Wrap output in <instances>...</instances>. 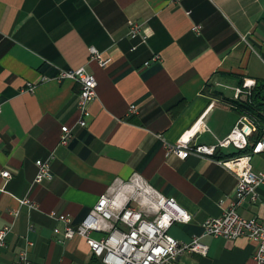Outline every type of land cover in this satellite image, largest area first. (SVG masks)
I'll return each mask as SVG.
<instances>
[{
	"label": "crops",
	"instance_id": "obj_1",
	"mask_svg": "<svg viewBox=\"0 0 264 264\" xmlns=\"http://www.w3.org/2000/svg\"><path fill=\"white\" fill-rule=\"evenodd\" d=\"M131 24L140 27L135 38ZM81 68L98 84L87 128L78 125L80 85L58 79ZM256 82L264 83V0H0V231L9 229L0 264L23 253L33 264H102L85 240H65L51 214L76 228L118 187L119 206L146 213L135 181L191 216L169 236L183 244L201 237L208 247L167 264H256L248 239L203 236L204 223L234 201L237 179L219 163L250 154L264 134L239 108ZM243 126L245 149L220 146ZM186 143L214 154L182 160L174 150ZM37 161L49 162L51 180L34 184ZM251 164L264 172V151ZM258 195L240 216L263 219L264 188Z\"/></svg>",
	"mask_w": 264,
	"mask_h": 264
},
{
	"label": "built area",
	"instance_id": "obj_2",
	"mask_svg": "<svg viewBox=\"0 0 264 264\" xmlns=\"http://www.w3.org/2000/svg\"><path fill=\"white\" fill-rule=\"evenodd\" d=\"M199 29L198 27L195 28L197 31ZM139 33L140 27L131 24V37L135 38ZM91 54L92 59L101 66L104 67L107 64L96 50L91 49ZM153 61H159V58L155 57ZM58 79L72 80L80 85L77 102L80 114L78 125L81 128H87V120L91 116L90 108L98 98L97 81L83 68L62 72ZM245 88L250 94L253 86ZM28 90L30 92L34 90L32 84H28ZM241 93L242 91L238 90V94ZM136 110L137 108L134 106L130 108L133 113ZM1 114L2 107L0 105ZM61 130V144L69 145L72 139L71 130L68 127H62ZM250 135V129L243 126L234 130L225 141L220 143V146L227 148L233 145L237 149L246 148V140ZM253 148L254 155L264 151V134L262 145H255ZM174 153L184 160L190 154L212 156L214 148L203 146L193 150L186 143L177 146ZM251 159L252 157L231 158L219 163L237 179L234 201L224 211L221 218L208 220L204 223L203 236L226 240L246 238L255 245L253 257L255 263L264 264V210L262 220L257 218L246 219L237 212V208L246 201L256 203L259 199L258 191L264 188V172L256 173L252 168ZM36 166L38 171L34 184H41L45 180L52 179L48 161H37ZM1 176L4 179H9L10 173L5 171L1 173ZM121 191L122 187H118L101 196L95 207L76 228L73 227L69 217H56L55 214H51L53 218L64 225V239L71 240L79 237L85 240L93 256L97 257L102 264H167L170 261H176L186 253L207 255L208 247L201 243V237H194L191 243L183 244L168 235L169 229L174 224H188L191 221V216L181 209L174 200L165 199L161 196L145 198L149 209L144 213L139 209L119 206L117 197ZM22 203L30 204L28 201ZM148 212H152L154 216L149 217ZM8 232V228L0 231V247L4 246ZM54 233L59 234L60 230L56 229ZM94 233H99L102 236L95 239L92 237ZM15 264L33 263L28 260L26 253H23Z\"/></svg>",
	"mask_w": 264,
	"mask_h": 264
},
{
	"label": "trees",
	"instance_id": "obj_3",
	"mask_svg": "<svg viewBox=\"0 0 264 264\" xmlns=\"http://www.w3.org/2000/svg\"><path fill=\"white\" fill-rule=\"evenodd\" d=\"M264 83L256 82L254 89L245 101H241L239 108L251 116L258 119L261 126L264 127ZM255 145V143H254ZM251 146V149L253 146Z\"/></svg>",
	"mask_w": 264,
	"mask_h": 264
},
{
	"label": "rangeland",
	"instance_id": "obj_4",
	"mask_svg": "<svg viewBox=\"0 0 264 264\" xmlns=\"http://www.w3.org/2000/svg\"><path fill=\"white\" fill-rule=\"evenodd\" d=\"M99 54H100V53H99ZM254 87H255V85H253V88H252V89H254ZM135 183H137V182H135ZM133 188H134V190H135L136 192H138V194H141L142 196H145V197H147V198L151 197V195H150L148 192L145 193L146 190H145V188H144L143 185L137 183V184H134V185H133Z\"/></svg>",
	"mask_w": 264,
	"mask_h": 264
},
{
	"label": "bare ground",
	"instance_id": "obj_5",
	"mask_svg": "<svg viewBox=\"0 0 264 264\" xmlns=\"http://www.w3.org/2000/svg\"><path fill=\"white\" fill-rule=\"evenodd\" d=\"M255 145H262V139L260 141H258ZM243 149H245V148H240L239 151L243 150ZM253 155H254V148H252L250 154H246V155L244 154L242 156H235L234 158H247V157H252Z\"/></svg>",
	"mask_w": 264,
	"mask_h": 264
}]
</instances>
